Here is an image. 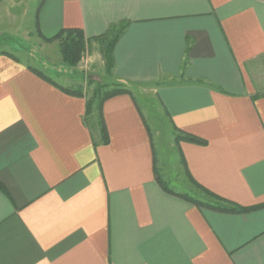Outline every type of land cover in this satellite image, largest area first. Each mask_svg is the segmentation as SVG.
Listing matches in <instances>:
<instances>
[{"label": "crops", "instance_id": "1", "mask_svg": "<svg viewBox=\"0 0 264 264\" xmlns=\"http://www.w3.org/2000/svg\"><path fill=\"white\" fill-rule=\"evenodd\" d=\"M33 3L44 38L126 24L112 79L129 93L102 105L104 145L57 49L0 55V264H264V0ZM146 113L205 142L175 144L173 192L199 205L158 183Z\"/></svg>", "mask_w": 264, "mask_h": 264}, {"label": "rangeland", "instance_id": "2", "mask_svg": "<svg viewBox=\"0 0 264 264\" xmlns=\"http://www.w3.org/2000/svg\"><path fill=\"white\" fill-rule=\"evenodd\" d=\"M34 0H2L0 1V52L8 53L20 58L32 56L31 61L48 62L54 65L55 49L58 50L57 42L46 44L38 36L34 26L33 10L36 9ZM101 42L93 41L86 45L77 66L74 69H66L76 80L75 88H81L85 98L90 101L88 114L95 115V97L94 90L98 86L120 85L125 89L126 86L113 84L112 74L107 72L106 59L101 49ZM42 57H45L42 59ZM37 63V62H36ZM41 67V66H40ZM76 73V76H75ZM61 74H65L64 72ZM66 77V75H65ZM61 79V78H60ZM140 104L146 110L147 102L141 99V95L135 92ZM93 97V98H92ZM144 112V111H143ZM156 115L157 108H156ZM160 116V113L159 115ZM146 119L152 129V138L155 150L157 152L156 167L160 171V176L166 181L172 191L183 192L185 178L180 168L179 155L174 143L172 132L167 129L168 125L162 122V119L146 113ZM182 177V179L180 178ZM183 186V187H182ZM188 187H185V190ZM202 196L205 197L202 193Z\"/></svg>", "mask_w": 264, "mask_h": 264}, {"label": "trees", "instance_id": "3", "mask_svg": "<svg viewBox=\"0 0 264 264\" xmlns=\"http://www.w3.org/2000/svg\"><path fill=\"white\" fill-rule=\"evenodd\" d=\"M2 1V0H0ZM40 6V5H39ZM34 26L36 31L38 32V36L44 41L46 44H53L57 42L59 46V54L61 57V62L64 67H69V69H74L77 65V62L80 60L83 51L85 50L86 45L93 41H99L101 42V49L103 52V55L105 56L106 59V67H107V72L109 74H112L113 70V58H112V52H113V47L116 44L117 40L121 36L122 31L125 29V25H120L118 27H111L105 34L96 37L94 39H86L84 37V34L80 30H61L58 32L56 35H54L51 38H44L42 34L40 33L37 25V18L34 16ZM4 35V34H2ZM0 55H8L7 51H2L0 52ZM10 56V55H8ZM12 57V56H11ZM12 59H14L12 57ZM37 73V71H35ZM39 74V73H38ZM42 76L41 74H39ZM45 79V78H44ZM49 81L48 79H45ZM52 83V81H49ZM67 93L71 94L72 96H77V97H85L83 94V91L81 88H71L69 90H66ZM129 93L128 89H125L124 87L120 85H113V86H98L94 90V97H95V115H90L88 114L89 112V107H90V101L86 99V111H85V117L86 120L94 119L95 124L98 126L99 133H100V141L102 144L106 145L108 143V137L106 134L105 126L101 118V108L104 102L110 98H113L118 95L126 94ZM93 98V97H92ZM175 144H179L180 142H187V143H193V144H198V145H204L205 142L196 138L192 137L189 135H175L174 137ZM160 186L162 187L163 190H165L167 193L172 194V195H178L184 199L187 200V202L193 204V205H199V203L192 199L188 195H179L177 193H174L171 189L166 188L160 181H158ZM194 184V183H192ZM195 189L201 190L204 195L211 196L212 198L216 200H220L218 197H215L208 191H205L204 189H200V187H197L196 185L194 186ZM0 191H3V187L0 185ZM225 202V201H224ZM249 208H239L236 205L231 204L230 209H226V211H247Z\"/></svg>", "mask_w": 264, "mask_h": 264}]
</instances>
